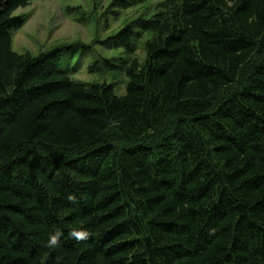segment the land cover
I'll use <instances>...</instances> for the list:
<instances>
[{"label":"trees","instance_id":"16d2710c","mask_svg":"<svg viewBox=\"0 0 264 264\" xmlns=\"http://www.w3.org/2000/svg\"><path fill=\"white\" fill-rule=\"evenodd\" d=\"M31 1L0 0V264H264V0H162L118 57L13 52Z\"/></svg>","mask_w":264,"mask_h":264},{"label":"rangeland","instance_id":"374dc122","mask_svg":"<svg viewBox=\"0 0 264 264\" xmlns=\"http://www.w3.org/2000/svg\"><path fill=\"white\" fill-rule=\"evenodd\" d=\"M111 1L32 0L28 6L14 13V16H20L24 23L22 27L10 32L11 49L17 54L37 56L56 47L83 44L96 48L100 56L118 57L121 55L119 50L102 49L103 40L115 35L123 26L140 17L152 18L161 11L157 6L162 0H146L125 10L117 6L108 9ZM142 44V42L139 44L137 51L140 59L143 58ZM82 51L83 49H79L77 52ZM85 55L75 74L78 81H88L91 78L86 74ZM69 57L70 55L65 56L67 59ZM106 79L109 83H114L112 78ZM115 83L118 85V92L124 93L126 84L124 76L119 77Z\"/></svg>","mask_w":264,"mask_h":264},{"label":"bare ground","instance_id":"6f19581e","mask_svg":"<svg viewBox=\"0 0 264 264\" xmlns=\"http://www.w3.org/2000/svg\"><path fill=\"white\" fill-rule=\"evenodd\" d=\"M247 32V31H246ZM190 41V40H189ZM199 41V40H198ZM255 103V102H254ZM215 143V142H214ZM261 200V199H260Z\"/></svg>","mask_w":264,"mask_h":264}]
</instances>
